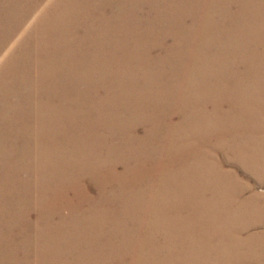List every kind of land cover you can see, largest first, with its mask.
Listing matches in <instances>:
<instances>
[{
  "label": "bare ground",
  "instance_id": "1",
  "mask_svg": "<svg viewBox=\"0 0 264 264\" xmlns=\"http://www.w3.org/2000/svg\"><path fill=\"white\" fill-rule=\"evenodd\" d=\"M21 1L23 0H0V32L16 14L17 5ZM170 1L173 5L165 1L162 4L165 11H162L151 0H140L139 8L146 9L148 20L153 19V22L148 21L145 29L140 22L133 26L129 22H120L121 27H117V22L107 21L109 52L92 55L95 58L93 64L99 65L101 70H83L88 88L82 93L79 85L76 86L80 80L77 72L79 73V66L85 61L82 60L76 43L73 44L67 26L60 23L64 36L61 32H56L54 37L47 39L50 48L45 45L50 50L44 56L46 77L40 84L39 93L46 96L48 103L45 110L47 112L51 108L53 115L44 113V109L37 110L36 115L41 119L43 130L37 132L39 139L36 141L41 146L40 150L55 143L63 144L66 149L74 146L70 150L71 164L67 158H54L52 149L41 151L45 159L47 156L46 161L59 170L53 176L54 179H60L68 169L78 167L75 165H78L79 153L88 154L89 150L99 146L96 135L88 128V124L93 126L91 116H88L90 111L104 110L107 112V126L113 131L129 132L128 137L122 132L119 148L110 147L107 139L109 155L119 151L128 164L131 159L136 161L133 168L125 165L120 172H106L104 175L106 184H117L114 193L106 195L107 205L113 208L107 209L106 220L107 223L112 222L107 229V247L110 249L107 253L99 254L105 256L107 261L110 260L111 264H201L199 259H204V254L200 250L195 251V248L198 244L213 245L217 230L216 223H213L214 220L217 221L214 215L216 212L209 210L211 202L204 199L205 196L210 194L227 197L228 201L222 202L224 206L231 205L236 210L239 204L235 206L233 203L237 201L233 198L241 195L244 190L234 188L237 178H234L235 181L231 179L235 174L233 176L217 168L218 164L212 161L206 149L218 148L220 141L242 139V146L234 147L231 144L230 157L235 160L232 166L239 163L238 165L249 169L252 162L246 153L258 138H264L260 133L264 127V36L261 31L259 34H250L242 26L256 21L257 17L264 20V0ZM233 1L238 4L235 10L231 8ZM180 4L182 7L185 5L184 12L180 11ZM133 5L124 2L121 8L125 11L111 15H136L135 7L132 12L130 9ZM156 8H160L159 12H156ZM212 9H216L215 13L222 19L220 22L212 19ZM29 13L30 10L23 9L18 18H25ZM189 15L195 18L194 24L181 29L174 28L175 22ZM155 20L173 33L174 45L168 46L163 55L145 57L144 64L152 68V71L150 75L144 76L146 80L142 79V83L135 80L129 82L127 78L124 81L121 69H125L128 61H132L134 48L137 47L139 52L144 44L143 37L148 39L155 36L152 30L155 28ZM228 38L236 40L226 41ZM192 42L196 46H191ZM71 47H74L76 53H69ZM93 47L95 48L94 45ZM55 50L61 52L60 56L56 55ZM59 57L61 59L58 61ZM102 57L104 61L101 60ZM235 57L239 58L236 60ZM161 62L164 73L156 70V65ZM22 69H15L17 76H11L13 84H21L22 72L27 77V71L24 73ZM98 74L100 78L104 76V85L94 79ZM109 76L118 78V83L114 79L109 80ZM3 86L0 85V91L8 92L6 85ZM95 86H104L106 95H95ZM210 99L213 100L212 107L207 109L203 105L207 106ZM82 101L90 104L84 107L85 114L81 117V111L75 113L71 108ZM64 102L68 107L63 110L60 106ZM29 105L21 104L24 106L21 109L16 107L11 116L5 115L0 109V147L3 145L1 137L13 129L14 138L19 139L22 144L18 146L13 142L8 150H1L0 187L4 189L9 186L12 188L8 189L10 193H14V189L19 190L26 196V200L29 189L24 184H18L17 176L27 166L23 161L31 153L29 135L27 137L19 132V128L26 127L22 125L23 121L33 119L32 110H26ZM165 107L169 111L163 110ZM85 115L87 117L82 119ZM175 115L177 120L174 119ZM112 118L116 122L113 123ZM79 120H83L81 126L85 131L82 134H77V131L81 132ZM133 123L142 126V134L136 133L138 129H134L136 124ZM27 126L30 127L28 124ZM4 160L13 164L6 165ZM89 160L91 158L83 161V168ZM42 171L48 173L44 167ZM136 185L139 186L138 190ZM46 190L45 188L44 191ZM10 197L9 201L15 196ZM47 197L51 200L52 196ZM52 198L54 202L60 196L56 192ZM162 199H165L164 203ZM60 200L67 201L64 197ZM67 204L71 205V201L68 200ZM224 206L222 204L219 208L223 209ZM0 210L7 212L3 207ZM152 215L155 217L153 221L150 219ZM131 219L136 222H131ZM147 220L151 222L148 223ZM129 224L133 226L130 229L127 227ZM0 230L3 232V226H0ZM149 230L154 236L148 238ZM132 232L139 234V237L135 239ZM160 236L164 242H172L177 247L170 249L161 245L148 248L144 245L148 241L159 242ZM24 243L28 245L27 240ZM9 246L12 250L9 254H0V264H27L26 258L19 257L16 244ZM56 253L55 251L49 256L45 264H59L52 259Z\"/></svg>",
  "mask_w": 264,
  "mask_h": 264
},
{
  "label": "rangeland",
  "instance_id": "2",
  "mask_svg": "<svg viewBox=\"0 0 264 264\" xmlns=\"http://www.w3.org/2000/svg\"><path fill=\"white\" fill-rule=\"evenodd\" d=\"M165 1L167 4L172 3L170 0H164V2L163 0H154V2L151 0V3L165 11V8L162 9V4ZM124 2L134 4L130 9L132 12L133 7H135L136 12L134 13L136 15L112 16L113 13L120 14L125 11L121 8ZM179 2L181 3V0ZM182 4L184 3L182 2ZM182 4L179 8L181 12H184L185 8L183 7L185 5L182 7ZM231 4L233 10L238 6L237 2L234 1ZM19 5L21 6L19 7ZM19 5H17L16 14L0 32V85H6L8 88V92L0 91V109L5 115L11 116L16 107L21 109L24 108L21 104H30L26 110H32L33 119L27 120V122L23 121L22 125L26 127L19 128V132L27 137L29 135L31 153L30 157L23 161L27 163V168L24 167L23 171L17 176L19 177L18 184L26 185L29 190L26 200V196L24 197L19 190L14 189V193H10L8 189L12 190V188L9 186L4 189L0 187V208L3 207L7 210V212L0 210V226H3V232L0 230V254H9L12 250L9 245L14 246L16 244L17 248L15 249H17L19 257L21 259L26 258L27 264L28 262L29 264H45L47 258L53 255L55 251L57 253L52 259L59 264H111L109 263L110 260L107 261L105 256L99 254L107 253L110 249V247H107V235L109 234L107 229L109 223L112 222L107 223L106 220L107 209L111 207L107 205L106 195H112L117 188V184L115 182L106 184L104 175L106 172L107 174L114 171L120 172L125 165L133 168L136 161L131 159L128 164L119 151L109 155L107 148L109 146L119 148L122 135L128 137L129 132L127 130L113 131L107 126V112L105 113L104 110L90 111L87 115L91 116L90 122L94 127L88 124V128H91L90 132H93L94 136L96 135L99 146L96 149L89 150L88 154L79 153V162L78 165H75L78 167L75 169L70 168L67 170L66 175L60 179H54L53 176L57 175L59 170H56L54 164L46 161L47 156L45 159V155L41 151H46L48 148L52 149L54 158H59V160L60 158H67L69 162L72 154L70 150L74 146L66 149L63 148V144L55 143L48 145L46 149L40 150L41 146L38 145V140L36 141V139H39L37 132L43 130L41 119L36 115L37 110H45L48 103L46 96L39 93L40 84L44 82V77H46L45 65L43 64L44 56L50 50L47 39H51L50 36L54 37L57 34L56 32H61V35H63L64 30L61 29L60 23L66 25L73 44L76 43V48H78L82 60L85 61L79 66V73L77 72L80 75V80H78L76 86L79 85V91L82 93L88 88L85 85L88 81L83 74V70L88 71L91 68L101 70L99 65L93 64L95 58L92 55L97 52H100V54L109 52L107 21L117 22L118 25H115L117 27H121L120 22H129L132 26L134 23L140 22L141 27L145 29L148 26V21L153 22V19L148 20L146 9L139 8L140 0H96V8H94V0H23ZM160 8H156L157 11H155L159 12ZM23 9L30 10V13L25 18H18ZM215 12L216 9L211 10L212 19L220 22L222 19ZM194 19L191 15L183 16L173 26L175 29H181L183 26L190 27L194 24ZM73 20L75 23H73ZM154 23L155 28L152 30H154L155 36L148 39L143 37L144 44L141 45L139 52L136 49L137 47L134 48L132 61H128L125 69H121L125 76L124 81L127 78L129 82L135 80L142 83V79L146 80L144 76L150 75L152 71V68L144 64L145 57L148 55H163L168 46L174 45L173 33L161 23L159 24L158 21L155 20ZM242 26L250 34H259L261 31L264 36V20L259 17L256 21L247 22ZM79 39L80 43H78ZM229 40L235 41L236 39L228 38L226 41ZM133 44L135 45V43ZM45 45L46 48L47 45L49 48L46 49ZM191 46H196L195 42H192ZM73 51L74 47H71L69 53L73 54ZM55 53L59 56L61 54L56 50ZM238 58L235 57L236 60ZM60 59L59 57L58 61ZM103 59L102 57L101 60L104 61ZM18 67L23 68L24 73L27 71V77L25 78V74L22 72L21 84L17 82L15 85L11 76L16 75L14 71ZM53 70L56 69L53 67ZM156 70H162L164 73L162 62L156 65ZM102 77L100 78V74H98L94 76V79L102 83ZM108 79L113 80L114 78L109 76ZM114 80L118 83V78ZM94 94L99 97L105 96V87L95 86ZM56 102L59 105L58 100ZM211 103H213V100L210 99L207 106H203L208 109L212 107ZM88 104L90 103L82 101L80 104L72 105L71 109L75 113L81 111L83 113L82 117L85 114L84 107ZM100 106H103V104H100ZM60 107L64 110L68 105L64 102ZM163 110L167 111L168 107ZM44 113L51 115V108L47 112L45 110ZM87 115L82 119L86 118ZM174 119L177 120L178 117L175 115ZM112 121L114 123L115 120L112 118ZM262 121L264 124V120ZM82 122L83 120H79L78 125L81 126ZM27 124L30 125L29 128ZM82 127H80L81 132L77 131V134H82L85 131ZM134 129H138L136 133H143L140 124H136ZM262 129L260 133L264 137V127ZM13 130H8L1 137L3 145L0 147V153L1 150L3 152L5 149L8 150L13 142L18 146L22 145L19 139L14 138ZM240 134V137H242V133ZM107 139L109 146L107 145ZM258 139L260 141L257 140L246 153L252 162L249 169L246 166L238 165L239 163L235 167L232 166V164H235V160L232 156L230 157L231 144L233 143L234 147L242 146V139H234L233 142L220 141L218 148L206 149L212 161L218 164L217 168L223 169L226 173L235 174L231 179L237 178L236 181L234 180V188L239 187L244 190L241 195H235L236 198H233L237 201L233 204L235 206L239 204L238 208L235 207L236 210L231 205L229 207L228 205L224 206L222 202L228 201L229 198L227 197H215L210 194L205 196L204 199L211 202L209 210L216 212L214 215L217 221L214 220L213 223H216L217 230L214 234L216 242L213 245L202 246L198 244L197 247L193 245L196 247L195 251L199 252L200 250L204 254V259H199L201 264H264V138ZM89 154H93V156L90 157ZM89 158L91 160L86 161L83 168L81 164ZM3 162L6 165L12 163L8 160ZM57 163L61 164V162ZM69 163L71 164V162ZM43 167L46 168L47 174L46 172L43 173ZM59 167L61 168V166ZM17 168L19 169V167ZM0 180H2V177H0ZM136 187L138 190L139 186L136 185ZM45 188L46 191H44ZM56 192L60 198L53 202L52 197ZM2 194L4 195L1 198ZM12 195L15 197H12L9 201ZM48 195L52 196L51 200L47 197ZM62 197L67 201H71V205H68L67 201L62 202L60 200ZM162 201L164 203L165 199H162ZM222 204L223 209L219 208ZM127 207L129 208L130 205L128 204ZM111 209L113 210V208ZM154 218L152 215L150 219L153 221ZM151 220H147L148 223ZM131 222L136 221L131 219ZM127 227L130 229L133 226L129 224ZM132 235L135 239L139 237V234L135 232H132ZM147 236L149 238L154 234L149 230ZM162 238L160 236L159 242L148 241L144 245L148 248L161 245L170 249L177 247L172 242H164ZM26 240L28 245L24 243ZM116 250H119V248H116Z\"/></svg>",
  "mask_w": 264,
  "mask_h": 264
}]
</instances>
